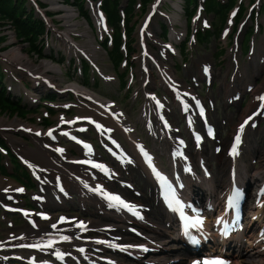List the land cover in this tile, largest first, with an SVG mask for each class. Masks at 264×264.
<instances>
[{"label":"rangeland","instance_id":"1","mask_svg":"<svg viewBox=\"0 0 264 264\" xmlns=\"http://www.w3.org/2000/svg\"><path fill=\"white\" fill-rule=\"evenodd\" d=\"M195 1L196 0H190V2H187L186 5H188V6L192 5ZM239 1L241 4H243L245 6L246 11H245V14L242 16V19L238 22L237 25L232 21V19L235 17L234 15H232V13L234 11L229 13V15L227 17L228 25L225 27V30L227 31L226 36H228L227 39H225L226 37L223 36V34H219V32L217 31L218 29H215V31L217 33H216V37L214 38V32H213L214 31V25H217V23H214L213 28L202 26V28H204L206 30L208 29V30L206 32H203L202 29H199L198 33H197V37H198L199 42L205 43L208 41V44L206 45V51H211L215 55L216 50H219L220 48L224 49V52L218 58H215V69H214V71H215V76H214L215 77V83H214V87L211 88L207 94L208 97H211L213 99L215 98L217 101V109L213 108L212 114H215V112L218 111V115L222 116L225 119L224 123H221L218 120V124H219L218 125V132H220L222 137H226V136L230 135V133L232 131V127L235 125L237 120L240 118V115H242L246 112L244 107L251 100V98H253V96H251V93L254 92L256 89H258V88H256V85H259V83H264V61L258 62L256 59L258 57V55L260 54L259 50L262 51V48L264 47V11L259 14L260 8L262 6H264V0H239ZM175 3H177L179 5V7H176L174 5L172 10L174 13L177 12L180 15V19L176 23L183 26L184 19H183V14L181 13V7H182L183 1L182 0H176ZM133 6H134V3L133 4L131 3L130 6L127 8V11H130L133 8ZM257 12H258V16H256ZM62 13L65 15L66 11H62ZM254 13H255V17H253ZM217 16H218V22L219 21L222 22V16L219 14ZM248 16H250L252 18V19L250 18V20L252 22L248 19ZM80 22H81V20H80ZM110 23H113L112 20H110ZM257 23L260 24V31L256 32L253 35V39L251 41L250 52L253 50V53L250 54V52H249V54L248 53L242 54V53H240L239 49L234 51V45L237 42V40L242 38V36L244 34L243 31L247 27H250L253 24L256 25ZM83 24L81 22L82 27H84L89 32L88 28L85 27ZM210 30H212V31H210ZM235 30H237L236 33H234ZM9 31H12L9 25H6V24L1 25L0 24V35H2V38H4L6 41H8V42H6V45L11 46V47H9L10 49L20 50V52H19L20 55L23 58H26V60H30L31 58H33V57L26 55L25 47L23 45L17 43L15 41L14 35L11 34V32H9ZM232 48H233V50H231ZM0 50L2 51L4 49H0ZM203 50H204L203 46H200V51H203ZM235 52L237 54L236 55L237 69H238L237 73H241V74L245 75L244 73L247 72L248 73V78H246L247 83H250V85H251V89H250L251 91H249V93L245 94V98L240 102L241 103L240 106L237 104L234 106L227 105V103L225 102V91H224V89L218 88V82H221L223 80V78H224V80H226L227 79L226 73L231 72L234 69V66H235L234 58L235 57L231 58L230 56H231V53L234 55ZM4 62H5V59L0 57V67L2 69H4ZM67 73H68V71H66L65 65L64 64H58L57 65V72L54 75L58 74L59 79L65 81L66 78H68ZM250 74L252 75V77L250 76ZM74 79H75V77H74ZM243 87H238L235 89H239V90H241V92H244ZM259 89H261V95L260 96H262L264 94V87H261ZM13 90H15V89H13ZM44 101H45V99H42V102H44ZM22 113H25V111H22ZM5 120H7L8 122H6ZM13 120H14V116H10V115L7 116V114H5V113H0V124H4L3 126H8L5 124H12ZM260 122H261V125L258 129H256V132H255L256 136H255L254 150L257 147H261L263 145V142H264V119H262ZM249 132H250V130L248 129L246 134ZM9 135H12L11 132H9V131L4 133L7 146L9 145V142L7 141V137ZM28 143L30 145L34 146L33 142L29 141ZM262 152H264V150ZM208 157H210L208 162L210 164V167H211L213 174L216 175L217 173H220V169L216 165V163L220 164V162L222 161V158L220 157V155L209 154ZM11 160L13 161V162H11V165L14 167V171H9V169H7L6 173L11 174L12 179H15L16 181H24V180L27 181V177H23L22 175H21V177H23V178L20 179L18 177L20 175V170L15 167L16 163L14 162L13 158ZM163 162H164V165L167 166V163H165V160H163ZM245 162L249 163L248 156L246 157ZM255 166H257V165H255ZM128 174L134 176L135 172H130ZM136 184L139 185L138 186L139 188H140V186L145 185L143 183V181H139ZM206 187H207V185H206ZM176 254H178V253H173L172 255L170 253H168L167 256L173 257Z\"/></svg>","mask_w":264,"mask_h":264},{"label":"trees","instance_id":"2","mask_svg":"<svg viewBox=\"0 0 264 264\" xmlns=\"http://www.w3.org/2000/svg\"><path fill=\"white\" fill-rule=\"evenodd\" d=\"M69 2V0H66ZM146 3L148 0H143ZM205 8L207 11H215L220 13L223 17L229 8L235 4V0H228L226 3H222L218 0H205ZM73 4H78L81 7V0H73ZM119 0H104L103 7L108 12L110 20L114 24L118 19L117 6ZM82 9V7H81ZM11 22L17 32V36H24L25 40L30 42L31 48L35 49L39 55L41 52L37 49V46L33 42L37 35L42 31V22L34 17L32 11H27L24 6V0H0V22ZM119 37H115L114 49L112 50L111 57L113 59L119 58L118 52ZM0 108L2 110L9 109L12 112H16L20 109L18 102L10 100L5 97L3 87L0 88Z\"/></svg>","mask_w":264,"mask_h":264},{"label":"bare ground","instance_id":"3","mask_svg":"<svg viewBox=\"0 0 264 264\" xmlns=\"http://www.w3.org/2000/svg\"><path fill=\"white\" fill-rule=\"evenodd\" d=\"M65 14H68L69 16L73 15V13L71 11H66ZM9 53L14 55L16 58H19L20 60H23V58L21 57L20 53H19V50H16V49H11L9 50ZM264 53V47L262 48V54ZM7 53L4 55L6 56ZM42 66L46 67V68H51L50 66H48L47 64H43ZM250 76L252 77V75L250 74ZM224 80V78H223ZM258 84V83H257ZM247 86V85H246ZM245 86V87H246ZM221 87L223 88L222 84H221ZM255 87V86H254ZM261 87H264V83H259V85H256V89L254 92H258L261 88ZM252 92V94L254 93ZM229 95H227L228 97ZM255 102V99L251 102H248L246 104V106L244 107V109L246 110V112L242 115H240V118L237 120V123L235 124L234 126V129L231 131L232 134L235 133V130H238L239 128L242 127V124L249 122V121H253L254 119H257L259 117H261L262 113L264 112V108L262 107V105L260 104H257V103H254ZM0 125H4V124H0ZM9 125H13V124H9ZM15 126L17 125L14 124ZM237 128V129H235ZM245 139V135L241 136L240 138V142L242 143ZM264 149V143L261 147H257L255 150L256 152H259L261 153V151ZM39 153H42V154H38L37 156H35V158L37 160H41L39 163H44L43 161L46 160L45 159V153H44V150L41 149V148H38L37 149ZM205 154H207L206 152H204ZM129 158L131 160H133V156L132 155H129ZM181 163L177 162L175 163L174 165V173L177 174V172H179L181 170ZM146 173L147 171L144 169V168H140L139 171H138V175L142 177H145V182L148 183V184H153L155 182H152V180L149 178L146 177ZM264 176V171L259 167H250V170H249V177H247V183L248 184H252L253 183H256L257 181L259 180H254L253 179H257V178H261ZM105 178V182H106V186L109 187V189L111 191H117V185H115V178L113 176H111L110 174H108V172L106 170H104V172L102 173V178ZM3 181L5 182L6 180L3 179ZM175 181L176 180V176H175ZM210 183L212 184L211 187H207V190H206V196H208L210 199H212V197L214 198V201H215V204L217 203L218 201V198L216 196V187L218 186V184L220 183V181L216 180V176H212V179L210 180ZM4 184H8V183H3L1 182V185H4ZM157 184V183H156ZM190 185H192L193 187H196L198 186L197 183H191ZM191 186V187H192ZM103 187V186H102ZM122 190V188H121ZM202 191V189H201ZM124 192V191H123ZM203 192V191H202ZM141 198L144 197V195H141L140 196ZM246 249L245 250H238V252L236 254L233 253V256H235V260L233 261L232 264H264V253L261 252L259 249H255V248H251L249 244L246 245ZM171 252H176V251H171ZM181 261H183V259H181ZM180 261V262H181Z\"/></svg>","mask_w":264,"mask_h":264}]
</instances>
